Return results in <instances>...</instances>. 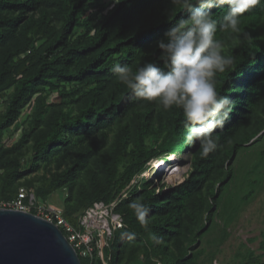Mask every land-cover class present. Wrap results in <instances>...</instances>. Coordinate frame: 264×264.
<instances>
[{
    "label": "trees",
    "instance_id": "16d2710c",
    "mask_svg": "<svg viewBox=\"0 0 264 264\" xmlns=\"http://www.w3.org/2000/svg\"><path fill=\"white\" fill-rule=\"evenodd\" d=\"M226 10L225 3L211 12L219 16ZM188 14L172 0H0V98L4 104L0 136L30 97L40 93L32 129L23 137L33 142L29 172L41 162L48 165L54 154L58 163L51 179L39 184L35 197L44 198L62 188L72 192L84 171L88 187H80L78 199L67 203L64 218L76 226L95 203L114 205L113 212L122 218V227L112 232L102 257L97 250L93 258L76 251L81 264H215L228 236L227 226L235 213L226 219L222 215L230 205L225 197L231 162L242 147L253 146L264 136V2L243 14L239 33H217L223 54L233 64L216 74V89L228 96L233 110L224 129L213 134L217 150L206 157L198 142L185 145L180 109L165 110L156 102L135 97L111 72L114 62L129 66L133 73L145 62L163 67L157 42ZM54 92L60 98L70 96L68 104H75L76 113L48 105L45 95ZM18 147L0 149V168L6 173L2 200L17 197L18 190L12 186L21 176L18 159L23 153ZM170 152L189 156L190 170L182 183L168 187L164 181L156 185L139 178L150 163L166 160ZM260 155L264 157V150ZM184 171H175L173 178L182 177ZM136 200L150 208L146 224L129 207ZM215 231L218 235L208 241L214 249L206 251L202 239ZM240 256L237 264H264L250 250Z\"/></svg>",
    "mask_w": 264,
    "mask_h": 264
},
{
    "label": "clouds",
    "instance_id": "9594fccd",
    "mask_svg": "<svg viewBox=\"0 0 264 264\" xmlns=\"http://www.w3.org/2000/svg\"><path fill=\"white\" fill-rule=\"evenodd\" d=\"M120 0H115L119 3ZM264 0H172L189 14L180 18L158 41L162 50L163 67L145 62L135 73L129 66L114 62L111 72L141 100L156 102L165 110L173 107L182 111L186 146L199 143L203 156L217 150L214 137L217 129H224L233 105L227 95L216 89V74L233 64L223 54V44L216 39L219 31L239 33L240 18ZM227 4L222 15L214 16L211 9ZM129 207L141 224L147 223L150 208L140 200ZM124 235H129L125 232ZM157 242L160 238L153 235Z\"/></svg>",
    "mask_w": 264,
    "mask_h": 264
},
{
    "label": "rangeland",
    "instance_id": "374dc122",
    "mask_svg": "<svg viewBox=\"0 0 264 264\" xmlns=\"http://www.w3.org/2000/svg\"><path fill=\"white\" fill-rule=\"evenodd\" d=\"M39 95L40 93H35L30 97L20 108L17 118L8 127L2 130L0 136V149L8 150L19 145L18 152L23 153V156H20L18 159V171L21 176L15 180L12 186L13 190L19 191V189L24 188L28 193L34 196L39 184H46V180L51 179V172L57 171L56 166L58 163L57 155L54 154L48 165L41 162L38 169L29 172L31 160V153L29 150L33 142L29 138L24 139V141L23 137L32 129L34 113L37 109L35 99ZM70 99V96L60 98L57 92L45 95V101L48 105L56 104V107L58 105L60 106L57 107L58 109L61 108L64 111L75 114L76 106L75 104H68ZM56 107L54 108L57 109ZM3 108L4 104H2L0 109L2 110ZM115 131L116 129L110 134L108 143L111 142ZM262 150H264V136L253 146L246 145L242 147L231 162L232 178L228 194L225 197L227 201L229 200L228 203L230 205H228V212L223 214L222 218L226 219L232 212L235 214L233 220L227 226L228 236L220 246V250L215 257V264H237L241 259L240 255H245L247 250L252 251L255 256H261L263 254V251L260 249V243L264 234V157L260 155ZM15 154L16 153L11 155ZM176 158L174 163H167V159L158 158L155 163H150V165L145 168L143 174L139 178L153 180L156 185L164 181L165 185L168 187L182 183L190 170L191 163L189 156L183 152L176 153ZM65 165L66 163H63L60 171L64 170ZM92 166L96 169L95 164H92ZM182 169H185L183 176L180 178H173V173ZM85 175L84 171L80 173L79 177L76 179V184L72 192L67 188H62L47 193L44 198L38 196L35 198L37 201L60 209L63 212L67 203H73L78 199V194L81 192L79 188L82 186L88 187V181ZM5 178V169L0 168V201L7 203L12 200L1 199L2 192L5 191L6 188ZM70 198L71 201L67 202ZM76 215L77 214L74 213L73 220H76L78 216ZM215 221L219 224V228H221L222 223L220 217L215 218ZM217 235L218 231L205 235L202 239L201 247H204L206 251L213 250V246L210 247L211 245H208V241L215 238ZM261 261L264 263V255L261 256Z\"/></svg>",
    "mask_w": 264,
    "mask_h": 264
},
{
    "label": "water",
    "instance_id": "95a60500",
    "mask_svg": "<svg viewBox=\"0 0 264 264\" xmlns=\"http://www.w3.org/2000/svg\"><path fill=\"white\" fill-rule=\"evenodd\" d=\"M0 264H81L52 222L33 213L0 209Z\"/></svg>",
    "mask_w": 264,
    "mask_h": 264
},
{
    "label": "built area",
    "instance_id": "2783aa9c",
    "mask_svg": "<svg viewBox=\"0 0 264 264\" xmlns=\"http://www.w3.org/2000/svg\"><path fill=\"white\" fill-rule=\"evenodd\" d=\"M3 100L0 98V107ZM171 162H174L171 160ZM114 205L105 206L95 203L78 218L77 225L68 222L60 209L37 201L33 194L21 188L16 199L10 202L0 201V209H13L22 212L34 211L35 215L54 223L64 234L68 242L78 251L80 256L93 258V251L97 250L102 257V248L107 245L112 232L123 225L122 218L113 212Z\"/></svg>",
    "mask_w": 264,
    "mask_h": 264
},
{
    "label": "bare ground",
    "instance_id": "6f19581e",
    "mask_svg": "<svg viewBox=\"0 0 264 264\" xmlns=\"http://www.w3.org/2000/svg\"><path fill=\"white\" fill-rule=\"evenodd\" d=\"M177 158H176V155H174L173 157H171V160L172 161H174V160H176Z\"/></svg>",
    "mask_w": 264,
    "mask_h": 264
}]
</instances>
